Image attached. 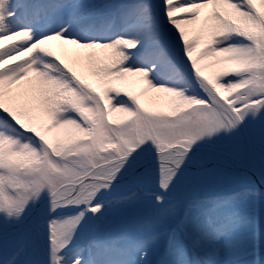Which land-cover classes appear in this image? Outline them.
Masks as SVG:
<instances>
[{"label":"snow or ice","instance_id":"6c2138e0","mask_svg":"<svg viewBox=\"0 0 264 264\" xmlns=\"http://www.w3.org/2000/svg\"><path fill=\"white\" fill-rule=\"evenodd\" d=\"M0 264H264V0H0Z\"/></svg>","mask_w":264,"mask_h":264},{"label":"bare ground","instance_id":"6f19581e","mask_svg":"<svg viewBox=\"0 0 264 264\" xmlns=\"http://www.w3.org/2000/svg\"><path fill=\"white\" fill-rule=\"evenodd\" d=\"M7 43V42H6Z\"/></svg>","mask_w":264,"mask_h":264}]
</instances>
